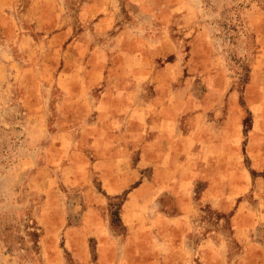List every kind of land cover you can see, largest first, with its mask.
Returning <instances> with one entry per match:
<instances>
[{"label":"rangeland","instance_id":"1","mask_svg":"<svg viewBox=\"0 0 264 264\" xmlns=\"http://www.w3.org/2000/svg\"><path fill=\"white\" fill-rule=\"evenodd\" d=\"M0 153V264H264V0H0Z\"/></svg>","mask_w":264,"mask_h":264},{"label":"trees","instance_id":"2","mask_svg":"<svg viewBox=\"0 0 264 264\" xmlns=\"http://www.w3.org/2000/svg\"><path fill=\"white\" fill-rule=\"evenodd\" d=\"M3 153V152H2ZM1 154V153H0Z\"/></svg>","mask_w":264,"mask_h":264}]
</instances>
